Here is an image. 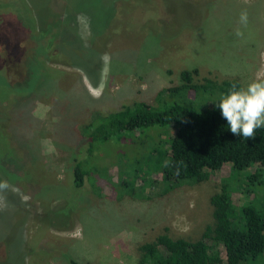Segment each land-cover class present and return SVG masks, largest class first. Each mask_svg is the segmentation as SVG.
Masks as SVG:
<instances>
[{
	"label": "rangeland",
	"instance_id": "1",
	"mask_svg": "<svg viewBox=\"0 0 264 264\" xmlns=\"http://www.w3.org/2000/svg\"><path fill=\"white\" fill-rule=\"evenodd\" d=\"M184 70H196L194 84L239 88L264 74V0H0V264H138V247L161 233L200 238L223 182L236 206L264 214L254 168L224 165L169 188L144 153L162 149L156 126L88 155L80 127L94 111L218 108L217 86L167 91ZM74 153L93 186H73Z\"/></svg>",
	"mask_w": 264,
	"mask_h": 264
},
{
	"label": "trees",
	"instance_id": "2",
	"mask_svg": "<svg viewBox=\"0 0 264 264\" xmlns=\"http://www.w3.org/2000/svg\"><path fill=\"white\" fill-rule=\"evenodd\" d=\"M194 71H182L183 82L167 91L194 93L217 86L228 92L233 87L239 88L235 80L221 84L211 80L201 85L191 83ZM154 126L158 127L155 134L163 137L162 149L150 145L144 153H148L149 163L159 169L169 188L177 183L198 182L207 172L224 165L230 166L232 175L254 168L255 172L247 176L250 180L258 173L264 176V127L257 129L254 139L233 135L219 108L178 102L159 106L136 101L106 114L94 111L88 124L80 128L91 155L96 142L126 132L141 134ZM77 156L73 157V186L80 188L85 180L93 186L85 164L87 157L80 160ZM133 163L131 160L130 164ZM232 192L233 187L223 182L220 190L211 195L213 221L200 238H172L161 233L138 247V264H264V214L251 204L236 206Z\"/></svg>",
	"mask_w": 264,
	"mask_h": 264
},
{
	"label": "clouds",
	"instance_id": "3",
	"mask_svg": "<svg viewBox=\"0 0 264 264\" xmlns=\"http://www.w3.org/2000/svg\"><path fill=\"white\" fill-rule=\"evenodd\" d=\"M241 22H247L246 12L241 14ZM216 102L233 135L254 139L257 129L264 127V74L244 88L229 89ZM6 187V182L0 183V189Z\"/></svg>",
	"mask_w": 264,
	"mask_h": 264
}]
</instances>
